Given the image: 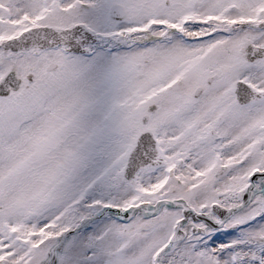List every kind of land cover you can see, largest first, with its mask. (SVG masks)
<instances>
[{
  "label": "snow or ice",
  "instance_id": "snow-or-ice-1",
  "mask_svg": "<svg viewBox=\"0 0 264 264\" xmlns=\"http://www.w3.org/2000/svg\"><path fill=\"white\" fill-rule=\"evenodd\" d=\"M0 264H264V0H0Z\"/></svg>",
  "mask_w": 264,
  "mask_h": 264
}]
</instances>
